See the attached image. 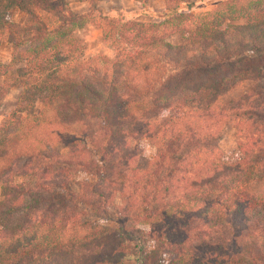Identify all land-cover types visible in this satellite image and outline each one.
<instances>
[{
	"label": "trees",
	"instance_id": "16d2710c",
	"mask_svg": "<svg viewBox=\"0 0 264 264\" xmlns=\"http://www.w3.org/2000/svg\"><path fill=\"white\" fill-rule=\"evenodd\" d=\"M199 1H169L146 27L0 0V75L20 65L0 85V103L20 88L0 123V264H264V0L178 13ZM85 24L112 58H80ZM228 125L226 162L213 141ZM140 129L159 143L144 168L126 141Z\"/></svg>",
	"mask_w": 264,
	"mask_h": 264
},
{
	"label": "rangeland",
	"instance_id": "374dc122",
	"mask_svg": "<svg viewBox=\"0 0 264 264\" xmlns=\"http://www.w3.org/2000/svg\"><path fill=\"white\" fill-rule=\"evenodd\" d=\"M67 7L71 12L77 16L92 12L94 15L101 14L109 19L117 20L120 24H130L137 26H156L161 22L159 15L165 9V5L169 1H178L180 4L185 0H147L144 8H141L140 3L137 0H64ZM194 1V0H188ZM224 0H201L195 2L193 6L188 10L187 8H180L178 13L181 15L200 14L213 9L217 4ZM264 4V1H263ZM264 6V5H263ZM253 9H259L260 7L251 6ZM263 8V7H262ZM8 20L13 23L22 24L27 21L28 17L13 9L8 12ZM77 36L81 41L80 58L87 60L95 55H105L108 58H112L114 55L113 48L103 41L101 33L91 24H85L77 30ZM186 33L178 31L166 36V40L171 44H180L185 41ZM12 43L8 39L0 40V64H7L10 57V50ZM20 65L9 69L5 74L0 75V85L4 82L12 81L16 77V69ZM20 88L16 84H12L8 93L4 96L0 103V123L9 117L15 108V103L18 99ZM39 107H36L35 111H38ZM143 130H137L136 133L126 138L128 146L136 153L137 166L144 168L151 157L156 153L159 143L155 138L144 137L142 135ZM235 129L232 125L224 126L221 128L219 135L213 141V144L222 151L223 160L226 162L232 161L238 157V150L235 138ZM89 175L82 173L76 174L72 178L71 189L76 191L80 183L88 181ZM85 211H90L86 210ZM91 214V213H90ZM95 223L107 226L108 221L99 219H93ZM144 236L147 237L146 229H142ZM149 242V241H148ZM152 245L149 243V247ZM122 264H134L131 261H125Z\"/></svg>",
	"mask_w": 264,
	"mask_h": 264
}]
</instances>
